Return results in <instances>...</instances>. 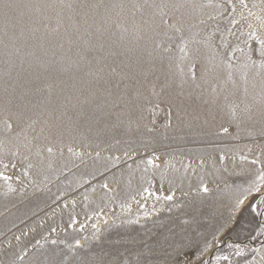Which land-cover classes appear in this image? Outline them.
Segmentation results:
<instances>
[{
    "label": "rangeland",
    "instance_id": "1",
    "mask_svg": "<svg viewBox=\"0 0 264 264\" xmlns=\"http://www.w3.org/2000/svg\"><path fill=\"white\" fill-rule=\"evenodd\" d=\"M124 2L128 4L129 0H124ZM200 2L206 5L208 0H200ZM213 2L215 3L217 0H213ZM65 3H71L72 8L58 7L60 16L63 14V11L77 12V14L84 16L85 11L81 9L78 0H65ZM248 3L251 8L253 3L260 5L261 0H248ZM252 11L257 13V15L264 16L260 7L252 8ZM182 13H190L192 17L199 15L206 18L208 14L214 13V9L204 7L203 9L192 11L188 8H182L176 12V15L179 16ZM53 14H48L50 20L47 23L50 27L56 26L57 14ZM124 15L133 20L130 12L126 11ZM139 16L141 14L137 12L136 17L138 18ZM248 22L252 23L259 30V21L254 17H249ZM50 23L55 25H51ZM217 24H219L221 32L229 26L226 19L218 18L217 21H209L207 26L201 25L200 27L207 31L208 28L216 27ZM238 27L244 32L248 31L247 22L245 21H241ZM64 29V27H60L58 33H49L41 28V35L36 37V40H42L40 43L43 44L45 49L39 48L41 45L39 42L35 44L37 47L30 44V49L27 46L25 49H28V51L35 49L38 56L41 55L39 52H43L44 50L46 52V49L47 51L49 49V52L52 53H55V51H60L58 53L66 51L65 53H67L69 51L68 53L70 54L67 55L64 53L58 54L60 56L66 55L65 59L56 56L58 60L60 59L56 65L57 67L60 66L61 61H65L66 66H68L71 61L78 60L80 55L85 56L87 59L92 51L85 50V41H82L83 43L79 41L67 44L69 41L66 37H64L66 40L57 38V34L59 37L65 34L66 31H63ZM86 31L89 33H86ZM84 33L88 36L92 32L85 29ZM116 36L111 35V38L108 37L110 38L107 40L108 45L110 44L109 46L107 45L109 50L116 46H121L119 44L122 40L120 39V41L118 36ZM202 36L203 34L197 39H201ZM218 36L219 33L217 34ZM0 39H3V37H0ZM160 39L163 38L161 37ZM227 39L233 45L240 43V47H244L240 41L245 39V37H241L240 41H237L235 37H227ZM113 42L116 43L113 44ZM30 43H33V41ZM65 44L69 45V50L68 47H65ZM100 45L98 43V48ZM111 45L115 46L112 47ZM146 45L150 47L149 44H145L144 47ZM101 46L104 48L101 50H105L106 52V45ZM124 46H126L125 43L121 46L122 48L120 47V50L118 47L113 49L114 52L111 50L115 55L110 51L108 52L112 59V64H109L108 56L102 59L100 57H97L98 59L95 58V61L89 67L92 71L96 70L94 73L97 76L98 74H101V76L106 74L105 77H108L107 75L109 74L107 73L110 72V77L107 78L110 81H103L105 78L102 76L103 79L101 80V76H98L97 85L91 86L90 84L89 86L88 83H83L82 85L84 86L81 85L80 88H84L81 91L79 87L77 88L80 95H83V97L85 96L84 94L88 95L87 91H90V87H101L98 85L105 87L111 83L107 87L114 86L117 88V85H119L118 90L114 91L119 96L123 94L126 85L129 91L131 90V85V87H135V82L128 79V77H131L130 75H134L128 67L129 64L135 63L134 58L138 59L144 53L141 52L142 49L139 54V50H132L133 48L129 47L131 49L129 51L128 49H124ZM25 49L23 48V52H28ZM116 49L119 52L121 49L123 51L120 52L121 54H118ZM201 50L204 51L202 46ZM5 51L4 45L0 44V122L6 116H9L14 131L12 134L0 131V141L3 142V151L0 152V159L17 164L16 169L9 170V174L11 175L18 174L22 165L31 163L33 168L29 171L33 182L30 183L27 179L24 181V185L13 182V188L16 191H9L8 185L3 180H0V264H21L17 259L20 255H23V264H57L64 253L67 252L66 245L68 243L74 244L76 239L81 241L82 246L87 243V246L82 247L77 253V255L83 258L84 264H170L166 255V249L168 243L178 236H187L191 239L193 247L188 252V257L194 259L196 245H202L206 238L210 239L212 234L224 226L225 221L228 219L230 215L228 207L230 199L229 190L235 188L237 185H246V182L252 178L256 166L247 160H241L240 157L243 155L249 157V159L259 157L261 160H264V119L259 120L260 116L254 117L253 115L241 113L240 116L242 118H240L239 127H237V123L231 120L226 111L224 113L225 125L223 123H221L223 126L221 124L217 125L216 120H210L209 123L205 124L200 122L198 125V121H190L191 125L196 124V126H192L195 130L188 126L186 127V132L183 126L189 125V122L185 124V122L178 121L179 124H177L176 119L172 117L173 126L168 127L166 113L162 110V112L160 111L156 115L155 125L150 123L151 117L144 119V121L138 120L139 123H136L134 115L135 118L133 120L136 121V124L133 123V126L135 129L132 126L133 132L128 133V130L127 134H125V130V132L119 130L122 126H119L115 130V133L111 128H109L110 130L106 128V131H98L95 129L96 127L89 130L88 127L81 125L82 127L79 126L78 128L81 127L82 129L80 128L79 131H82L76 132L77 128L75 131H72L74 134L72 132L66 133L67 135L65 134L61 141L56 142L54 138L46 139L48 129H45L43 133L41 132L43 121L48 118L45 108L51 109L52 106L56 107L59 105L55 104L59 103V97L62 98L67 93H70L69 95L72 94V88L69 87L72 84L69 81L74 80V74H80L83 78L90 76H85L83 72L78 73L76 69H73L72 72L68 71L69 73L63 72L64 75L61 74L62 72L57 71L56 76L58 77V81L62 77H64L65 81H63L65 86L61 84L62 86L60 87L58 86L60 83L58 81L59 84L55 82L57 80L54 77L56 73H45L37 65H30L26 62L23 64L26 66L21 67L20 58L17 56L9 57L5 54ZM133 51H137V53L133 55ZM126 52H129V54H126ZM122 54L132 56L125 57L123 55L125 58L123 60ZM44 55L42 58L47 60V56L45 55V57ZM236 56L241 61L244 60L242 53L237 52ZM130 61L134 63H130ZM118 62L123 67L128 66L127 68L130 70L129 75H125L127 81L123 75V67H121L122 70L116 67L119 65ZM125 63L127 65H124ZM98 68H101L102 71L100 72L101 69L97 70ZM21 69L22 72H20ZM23 69L27 72L24 73ZM141 69H138L141 73L146 70V68ZM75 71L77 74L74 73ZM250 72L253 73L252 71ZM72 73L73 75H71ZM37 75L42 78L39 82L42 91L39 93L32 91V89L29 90V88H32ZM121 75L124 79H122ZM140 75L138 76L139 79L142 78V75L141 77ZM53 77L55 84L50 79ZM111 77H113L112 80ZM250 77L252 78L249 81L253 83V76ZM65 79H69V81L67 82ZM258 79H255V88L260 90V88L262 89V85L260 79ZM130 80L131 82L133 81V84H131ZM103 82H106L104 83L105 85H103ZM159 82L161 81L157 83ZM251 82L250 86H252ZM66 83L69 86H66L68 85ZM154 83L156 84L157 91H159L161 83ZM47 84L52 85L50 96L48 90L44 87ZM85 85H88L90 89H85ZM121 88L123 89L121 90ZM62 89H66V91ZM68 89H71V92H68ZM82 90L84 93H82ZM96 90H94L95 94ZM60 91L63 93H59ZM145 93L148 94L147 91ZM251 93L254 94L255 92L251 91ZM61 94L62 97L60 96ZM32 95L34 96L33 98ZM96 95L98 96V94ZM49 98L53 103L51 106L47 105ZM99 98H101V95ZM54 99L58 100L54 101ZM9 101H11L10 104L8 103ZM6 106L7 111L5 110ZM241 106L242 104H240ZM163 108L164 105L162 104L161 109ZM21 110H24L25 115L23 119L18 120L15 114ZM67 112L69 116L75 117V112L70 105ZM57 113L59 114L58 111L55 114L58 115ZM243 115H249V118L254 119L253 121L247 120L249 119L247 117L244 122L243 118L245 117ZM32 120H35L36 124L33 128H27V124ZM211 122H214V124ZM137 124L139 125L137 126ZM145 125L152 128L153 131L146 132L144 130L146 129ZM139 126H142L143 130L138 128ZM222 127H227L228 132L224 133L220 131ZM0 128H2V124H0ZM21 128H27L29 138L36 137V139L33 140L31 150L20 145L19 155L13 159L11 152L16 151L17 143L12 139V136L15 132L20 131ZM136 130H139L140 133ZM117 132L121 133L118 134ZM122 133L124 135H121ZM43 138L47 141H44ZM50 143L54 149H58L59 147H63L64 149L62 156L57 150L56 155L52 158V169L47 168L48 158L46 152H42L45 157L43 163L40 157L35 154L37 147L43 150L44 146ZM68 147H72L76 152L84 153L83 162H81L80 157L69 153L67 151ZM125 151H129L134 156V159L125 157ZM96 152L100 153L99 159L95 158ZM153 152L160 157V160L157 161L160 167L153 169L147 166L148 170L145 172L146 165L142 160L152 155ZM221 155L224 156L223 161L220 160ZM108 156H119L121 161L117 166L112 167L106 160ZM201 160L204 161L203 167L198 166ZM129 165H131L130 169ZM106 166L109 168L108 171H105ZM149 180L152 181L154 191H162L165 195L174 191V200L172 202H157L154 198L144 200L138 193L142 191L143 187L150 186L148 184ZM105 181L108 182L109 188L112 191H106L101 187V184ZM202 184L207 185L209 189L207 194L197 191ZM85 196H87V199H85ZM73 200H75V207L71 203ZM65 204L68 207H64ZM140 204H146V207L141 208ZM154 204L157 208L155 212L153 211ZM145 212L149 213L147 217L144 215ZM72 217H75L77 222L75 228L69 226ZM185 220L188 222L184 223ZM93 223L99 229L98 239L93 236ZM81 224L85 225L83 231H80L79 226ZM52 227L56 228V232H51ZM256 228L257 221L247 211L237 214L236 219L225 228L223 238L240 243L244 250L243 256H236L234 250L228 249L225 245L214 248L213 252L229 255L234 264H262V257H264V236H257L255 239H251L255 235ZM17 237H19V240L16 239ZM84 237L88 238L87 242L83 239ZM53 239L57 241L55 245L51 243ZM61 241L64 243H61ZM253 249H259V251H253ZM73 258L71 253L67 255V260H72ZM204 258H207V256ZM221 264H227V262L222 261Z\"/></svg>",
    "mask_w": 264,
    "mask_h": 264
},
{
    "label": "snow or ice",
    "instance_id": "2",
    "mask_svg": "<svg viewBox=\"0 0 264 264\" xmlns=\"http://www.w3.org/2000/svg\"><path fill=\"white\" fill-rule=\"evenodd\" d=\"M58 7L71 9L72 4H66L65 0H0V37H7V43L0 39V44H3L7 50L6 55L19 57L21 66L25 62L30 65L35 64L43 69L45 73L66 72L69 67H74L76 71L83 72L85 76L99 79L97 74L89 67L91 61L86 60L83 55H80L78 60L71 61L67 67L63 65L57 67L56 65L59 62L45 60L38 56L35 50L23 52L27 41L35 39L37 33L41 32V28L49 33L59 31L61 25L59 12L57 13L56 27H50L47 23L50 20L48 13ZM82 7L89 8L94 13L96 9L103 7L102 19L104 24L114 25L116 29L120 30L121 40H123L124 34L128 32V28L124 27L119 20L126 11L130 12L133 17L132 32L137 40H145L150 45L143 51L147 53L153 68L157 64L159 65V74L155 76V80L160 81L162 78L163 82L159 91H157L155 83H145L147 81L146 73H141L144 78L143 81L137 79L135 73L141 68L142 64L138 58L135 67L129 65L134 75L128 77V79L135 82V87H132L130 92L126 86L124 93L115 100L111 99L110 92L101 98H97L95 93L91 91L83 98L80 94L64 95L59 98L58 108H46L49 119L43 121V127L41 128L42 133L45 129H48L46 139L54 138L56 142H59L66 133L75 131L81 124L88 127L89 130L97 127L98 131H102L111 122V130L115 131L123 123L121 120L122 114H127L129 117L127 130H131L133 123L136 121L148 117H151L150 123L155 125L156 115L161 110L165 111L167 126L171 127L173 114H175L177 120H180L182 113L184 116L192 115V112L201 105L207 106L209 115H213L214 109L220 112L226 109L231 120L236 122L237 127H239L240 113L250 110V106L246 103L249 95L248 73L250 70L253 72L252 87L255 88L256 78L261 81L262 90L259 95L260 101L264 102V16L257 15L252 11V8L260 7L261 12L264 13V0H261L260 5L253 3L251 8L248 0H217L215 3L213 0H208L206 5L201 3L200 0H142V2L141 0H129L128 4L124 0H113L108 5L101 2L82 5ZM204 7L213 8L214 13L208 14L206 18L199 15L192 17L190 13L176 15V12L182 8L196 11ZM137 12L141 14L140 22L135 20ZM249 17H254L259 21V30L248 22ZM82 18L87 22V13ZM218 18L226 19L229 25L223 32H221L219 24L216 27L208 28L207 31L200 27L201 25L207 26L209 21H217ZM241 21L247 22V32L238 27ZM73 26L75 27V25ZM97 31H100L99 27ZM218 33L219 36L217 37ZM202 34V38L197 39ZM161 37L163 39H160ZM227 37H235L237 41H240L241 37H245L240 41L244 47H240V43L231 44ZM85 46V50H88L87 42H85ZM201 46L204 51L201 50ZM40 47L41 49L44 48L42 43ZM237 52L243 54V61L236 56ZM45 55H47L46 52ZM198 66L199 75L197 74ZM236 73H239L240 80L244 85L242 96H238L239 89L234 79ZM221 74H223V78H221ZM40 80L41 77L37 75L32 85V91L37 93L42 91ZM228 84H231L232 87L228 88ZM185 86L189 88V91L185 92ZM44 87L48 90L50 96L52 85L47 84ZM145 88H147V95L144 91ZM237 100H239V103ZM8 103L10 104L11 101ZM47 103H52L50 98ZM241 103H244L243 109L240 108ZM162 104L164 105L163 109H161ZM69 105L75 112V117L68 115ZM115 109L120 111L114 112ZM5 110L7 111V106ZM57 111L59 114L55 115ZM15 115L18 120L23 119L24 110ZM133 115H135L136 121L132 119ZM194 118L199 119V115H195ZM205 123H207L206 120ZM0 124H2L0 131L7 134L13 133V124L9 116H6ZM35 124L36 121L32 120L27 124V128H33ZM27 128H21L12 136V139L17 143L16 151L11 152L13 159L19 155L20 145L31 150L33 140L36 139V137L29 138ZM145 128L148 132L153 131L147 125H145ZM220 131L227 133L228 128L222 127ZM57 150L62 156L63 147L54 149L50 143L45 145L43 150L37 147L35 154L40 157L43 163L45 157L42 152H46L48 158L47 168L52 169V158L56 155ZM2 151L3 142L0 141V152ZM67 151L80 157L81 162H83L84 153L76 152L72 147H68ZM124 156L128 159H134L129 151H125ZM95 158H100L99 152L95 153ZM223 159L224 156L221 155L220 160L223 161ZM240 159L247 160L256 167L252 178L246 182V185H237L229 190L228 207L230 215L224 226L217 229L210 239L206 238L202 245H196L194 259L188 257V252L193 247L189 237L178 236L171 240L166 249L170 264H196V262L198 264H221L222 261L227 262V264H234L229 255L214 253L213 249L225 245L228 249L234 250L236 256H243L244 250L240 243L223 238L225 228L236 219L237 214L243 211H247L257 221L255 235L251 239L264 236V160L259 157L249 159V157L243 155ZM106 160L112 167H115L120 163L121 158L119 156H108ZM159 160L160 157L155 152L143 158L142 162L146 165L144 171L147 172V166L153 169L159 168L160 165L157 163ZM203 164L204 161L201 160L198 166L203 167ZM128 167L130 169L131 165ZM16 168L17 164L15 162L0 159V180L8 185L9 191H16L13 188V182L20 185H24L26 179L30 183L33 182L29 171L33 168L31 163L22 165L18 174H9L10 169ZM108 170L109 168L106 166L105 171ZM148 184L149 187H143L142 191L138 193L144 200L148 198H154L157 202H172L174 200V191L165 195L162 191L153 190L152 181L149 180ZM101 187L106 191H112L107 181L103 182ZM197 191L207 194L209 189L206 184H202ZM85 199H87V196H85ZM71 203L75 207V200ZM64 207H68V205L65 204ZM140 207L145 208L146 204H140ZM153 211H157L155 204L153 205ZM144 215L147 217L149 213L145 212ZM187 222V220L184 221V223ZM76 223L75 217H72L69 226L75 228ZM79 227L80 231H83L85 225L81 224ZM92 229L94 230L93 236L98 239L99 229L95 223L92 224ZM51 232H56V228L52 227ZM16 239L19 240V237ZM83 239L87 242L88 238L84 237ZM51 243L55 245L57 241L53 239ZM61 243L64 242L61 241ZM86 246L87 243L82 246L79 239H76L74 244L68 243L66 245L67 252L64 253L57 264H84L83 258L77 253L78 250ZM253 251H259V249H253ZM69 253L74 257L72 260H67ZM206 256L207 258H204ZM17 259L23 264V255L18 256ZM262 264H264V257H262Z\"/></svg>",
    "mask_w": 264,
    "mask_h": 264
},
{
    "label": "bare ground",
    "instance_id": "3",
    "mask_svg": "<svg viewBox=\"0 0 264 264\" xmlns=\"http://www.w3.org/2000/svg\"><path fill=\"white\" fill-rule=\"evenodd\" d=\"M79 1V4L81 5V9L83 10V11H85L84 13H87V22H85V20L82 18L83 16H81V15H79V14H77V12H71V11H63L62 13V17L60 16V20H61V25H60V27H64L65 29L63 30V31H66L65 32V34H62L61 35V37H59V35L57 34L56 36H57V38L58 39H64V37H66L67 38V40L68 41H70L71 40V44L72 43H74V42H81V43H83L84 41L85 42H87L88 43V46H89V48H88V50L91 52V55L86 59V60H88V61H91V64L95 61V58L96 59H98L97 57H100L101 59L102 58H106L107 56L109 57V60H108V62H110L109 64H112L111 63V61H112V59L110 58V56H109V51L110 52H112L111 50H113V49H115L116 47H118L119 48V50H120V47L125 43V45L126 46H124L123 48L124 49H130L129 47H131V48H133L132 50H135V49H137V50H139L138 51V53L141 51V49H142V51L141 52H143L144 53V55L143 54H141V57H140V55H139V59L141 60V62H142V64H141V68H146V70H144V72L143 73H146L147 74V81L145 82V83H147V84H150L151 82L152 83H154V82H158V81H156L155 80V76L156 75H158L159 74V65L157 64L154 68L152 67V64L149 62V58H148V56H147V53L145 52V51H143L146 47H148L147 45H146V47H144V45L145 44H147V42L145 41V40H137L136 38H135V36H134V34H133V32H132V23H133V20H130L129 18H127V16L126 15H124V16H122L121 18H120V20H119V22L120 23H122L123 25H124V27H126V28H128V32L126 33V34H124V38H123V40L121 41L120 39H121V32H120V30H118V29H116L115 28V26L114 25H105L104 24V22H103V19H102V17H103V14H104V9H103V7H101V8H99V9H96L95 10V13L93 12V10H91V9H89V8H84V7H82V5H89V4H92V3H103L104 5H108L110 2H113V0H78ZM59 12V10H58V8H56L55 10H52V11H50L49 13H54V14H57ZM48 13V14H49ZM53 14V15H54ZM140 19H141V16H139L138 18L137 17H135V20H136V22H140ZM51 22V21H50ZM54 22V21H53ZM51 24V23H50ZM53 24V23H52ZM51 24V25H52ZM53 25H55V24H53ZM73 25H75V27L73 26ZM54 27H56V26H54ZM99 27V29H100V31L98 32L97 31V28ZM77 29H79V31H77ZM89 30V31H91L92 33L91 34H89L88 36L84 33V30ZM116 30V31H115ZM43 33V32H42ZM58 33V32H57ZM63 33V32H62ZM86 33H89V32H87L86 31ZM38 35L36 36V37H39L41 34L40 33H37ZM111 35H117L118 36V39L121 41V42H123L122 44H121V42H120V44L119 45H121V46H116L115 48H112L111 50H109L108 49V46L110 45H108V43H107V40H109L111 37ZM125 35H127V36H125ZM116 36V37H117ZM108 37H110V38H108ZM120 37V38H119ZM70 39V40H69ZM64 40H66V39H64ZM3 41H4V43H7V37H3ZM33 41V43H30V42H32ZM42 41V40H41ZM41 41H39L38 39L36 40V38L35 39H29L28 41H27V43H26V45L24 46V49L26 48V46L30 49V44H32V46L34 45V47H37V45H35L37 42H41ZM68 41H65V42H68ZM83 41V42H82ZM64 42V43H65ZM117 43H118V41H116ZM116 42H113V44L114 43H116ZM54 43H56V41H54ZM53 43V44H54ZM95 43H96V46H95ZM98 43L99 44H101V45H106V47L105 48H107L106 49V52H105V50H101L103 47H101L100 48V46H99V48H98ZM104 43H107V44H104ZM41 44V43H40ZM67 44H70L69 42L67 43ZM85 44V43H84ZM66 45V44H65ZM108 45V46H107ZM39 46V45H38ZM112 47L113 46H115V45H111ZM128 46V47H127ZM65 47H68V50H69V45L67 46H65ZM85 47V46H84ZM127 47V48H126ZM39 48H41V47H39ZM38 48V49H39ZM111 48V47H110ZM122 48V47H121ZM45 49V48H44ZM66 49V48H65ZM104 49V48H103ZM25 50H27L28 51V49H25ZM24 50V51H25ZM32 50V49H31ZM31 50H29V51H31ZM35 50V49H34ZM43 50V49H42ZM61 50V49H60ZM63 50H64V48H63ZM118 49H116V51H117ZM131 50V49H130ZM129 50V51H130ZM7 51V50H6ZM6 51H5V54H6ZM45 51V50H44ZM39 52V53H41V57L45 54V52ZM50 50L48 49V51H47V49H46V53H47V60H49V61H55V62H58L59 60H58V58H60L61 57V59L63 58V59H65V57H66V55L67 54H70V53H68L69 51H67V53H65L66 51H64V52H61V53H58V52H60V51H58V52H56L55 51V53H52V52H49ZM115 51V52H116ZM121 51H123L122 49H121ZM120 51V52H121ZM36 52V51H35ZM38 52V51H37ZM103 52V53H102ZM113 52H114V50H113ZM112 52V53H113ZM118 52V54L120 53L119 51H117ZM134 53H133V55L135 54V53H137V51H133ZM62 53H64V54H66V55H58V54H62ZM123 53V52H122ZM111 54V53H110ZM121 54V53H120ZM126 54H129V52H126ZM140 54V53H139ZM112 55V54H111ZM123 55L124 54H122V57H123ZM45 56V55H44ZM45 56V57H46ZM56 56L58 57V58H56ZM60 56V57H59ZM125 56V55H124ZM127 56H129V55H126L125 57H127ZM130 56H132V55H130ZM129 56V57H130ZM138 56V55H137ZM136 56V57H137ZM113 57V56H112ZM121 57V56H120ZM124 58V57H123ZM132 58V57H131ZM130 59V58H129ZM133 59V58H132ZM123 60H125V58L123 59ZM135 60V61H134ZM134 62H132V61H130V63H134V64H129V65H131V66H134L135 64H136V61H137V59H135L134 58ZM11 62H13V61H11ZM62 63L61 64H63V66H65V67H67L66 66V64H65V61H61ZM120 63H121V61H119ZM118 62V63H119ZM125 62H127V61H125ZM27 64H29L28 62H26ZM119 63V65L118 66H116V67H119L120 69H121V67H123V65H121ZM14 64V63H13ZM58 64V63H57ZM61 64H59L60 66H61ZM65 64V65H64ZM91 64L89 65V66H91ZM108 64V63H107ZM115 64V63H114ZM123 64V63H122ZM21 65V64H20ZM124 65H127V63H125ZM22 66H24V65H22ZM21 66V67H22ZM26 66V65H25ZM24 66V67H25ZM59 66V67H60ZM107 66V65H106ZM110 66V65H109ZM115 66V65H114ZM146 66V67H145ZM29 67H31V66H29ZM33 67H34V65L32 66V70H33ZM37 67V66H36ZM128 67V66H127ZM127 67H123V75H124V77H125V80L127 81V79H126V76L125 75H129V72H130V70L127 68ZM70 69L68 70V71H71L72 72V70L73 69H75L74 67H69ZM139 69V70H142V69ZM13 69H14V67H13ZM24 69H26V68H24ZM24 69H23V71H24ZM27 69H28V67H27ZM101 69V68H100ZM99 68L97 69V70H100ZM16 70V69H15ZM35 70V69H34ZM36 70H37V68H36ZM104 71H105V69H103ZM120 70V71H121ZM139 70H137V72L135 73L136 74V77L138 78V76L141 74V71H139ZM30 71H31V68H30ZM42 71H44V70H42ZM41 71V72H42ZM68 71H66V72H68ZM104 71H103V73H104ZM139 71V72H138ZM251 71V70H250ZM249 71V73H248V76H249V79L250 78H252V77H250V76H253V73H251ZM16 73H17V71H15ZM20 72H22V69H21V71ZM25 72H27V71H24V73ZM78 72V71H77ZM93 72H96V70H94ZM99 72V71H98ZM100 72H101V70H100ZM107 72V71H106ZM105 72V73H106ZM109 72V71H108ZM15 73V74H16ZM29 73V72H28ZM32 73V72H31ZM34 73V72H33ZM55 75H54V77H56L55 79H57L55 82L56 83H58L57 85L58 86H62L61 84H63L65 81H64V77H62V78H60V80L58 81V77L56 76L57 75V73L58 72H53ZM69 73V72H68ZM74 73H76V71L74 72ZM78 73H80V72H78ZM128 73V74H127ZM137 73H139L138 75H137ZM36 74V73H35ZM40 74V73H39ZM61 74H63V72L61 73ZM77 74V73H76ZM107 74H109L110 75V72L109 73H107ZM197 74L199 75V66L197 67ZM19 75V74H18ZM60 75V74H59ZM64 75V74H63ZM71 75H73V73L71 74ZM106 75V74H105ZM105 75L103 76L104 78H105V80H103V81H106V80H108V81H110L109 79H107V78H109L110 76L109 75H107L108 77H105ZM48 76V75H47ZM70 76V75H69ZM69 76H68V78H69ZM73 76H75V78H73L74 80H72V81H69V79H65L67 82L69 81V83L71 82V86H69V84L68 83H66V84H68V85H66V86H69L70 88H72V92L69 90H67L68 92H71L72 94L71 95H76L75 93H80V92H78L77 91V88L79 87H81V85L83 84V83H88V85L90 86V84H91V86L92 85H97V79L96 78H94V77H86V78H83L80 74H77V75H73ZM81 76V77H80ZM98 76L100 77L101 76V74H98ZM101 76V80L103 79V77ZM114 76V75H113ZM122 76V75H121ZM121 76H119V77H121ZM130 76H133V75H130ZM238 76H240L239 75V73H236L235 75H234V79L236 80V82H237V88L239 89V91H238V96H242V89H243V82L240 80V77H238ZM54 77L53 78H50L51 79V81L52 82H54L53 80H54ZM61 77V76H60ZM116 77V76H115ZM123 77V76H122ZM140 77H141V75H140ZM17 78H19V76H17ZM32 78H33V76H32ZM67 78V77H66ZM70 78H72V76H70ZM112 78L113 77H111V80H112ZM221 78H223V74H221ZM26 79V78H25ZM30 79V78H29ZM42 79V78H41ZM115 79V78H114ZM117 79V78H116ZM120 80H122L121 78H119ZM124 79V78H123ZM139 79V78H138ZM142 81L144 80V78H143V75H142V78H140ZM5 80H7V79H5ZM61 80H62V83H61ZM124 80V81H125ZM259 80V79H258ZM2 81H4V80H2ZM18 81H20V80H18ZM58 81V82H57ZM64 81V82H63ZM96 81V82H95ZM134 81V80H133ZM132 81V82H133ZM161 82H159V83H161L162 84V82H163V79L161 78V80H160ZM22 82V81H21ZM55 82H54V84H55ZM100 82V81H99ZM112 82V81H111ZM120 82H122V81H120ZM130 82H131V80H130ZM131 82V84H133ZM215 82V81H214ZM250 82L251 81H249V83H248V90H249V95H248V97H247V99H246V103L250 106V110L248 111V112H243L244 113V115H246V114H249V115H253L254 117L255 116H260L259 117V120L260 119H264V102H261L260 101V93H261V88H260V90L257 88H253L252 86H250L249 84H250ZM4 83H6V82H4ZM9 83H10V81H9ZM23 83V82H22ZM104 83H106V82H103V85H105ZM117 83H119V82H117ZM159 83H157V84H159ZM252 83V82H251ZM101 84H102V82H101ZM112 84V83H111ZM111 84H107V86L108 85H111ZM125 84V83H124ZM160 84V85H161ZM5 85H7V83L5 84ZM8 85H11V84H8ZM25 85V84H24ZM86 86V87H88V88H86L85 87V89H90V91L91 90H93L92 92H94V90H96L97 92H96V94H98V96L100 97V95H101V97H102V95L103 96H105V95H107L109 92L111 93V99H113V100H115L119 95L118 94H116L114 91H117L118 90V88H119V85H117L118 87L116 88V87H107V86H105V87H107V88H105L104 86H102V85H98V86H101V87H97L96 86V88H94V87H90L89 88V86ZM128 85H130V84H128ZM135 85V84H134ZM133 85V86H134ZM63 86H65L64 84H63ZM82 86H84V85H82ZM127 86V85H126ZM132 86V85H131ZM130 86V88H132ZM227 87L228 88H231L232 87V85L231 84H228L227 85ZM255 87H256V84H255ZM28 88V87H27ZM82 88H84V87H82ZM82 88H80V91H81V89ZM92 88H94V89H92ZM105 88V89H104ZM23 89V88H22ZM32 88H29V90H31ZM123 88H121V90H122ZM146 90H145V92L147 91V88H145ZM63 91L65 90L66 91V89H62ZM84 90V89H83ZM82 90V91H83ZM254 91L255 93L253 94V93H251V91ZM27 91V90H26ZM125 91V90H124ZM187 91H189V88L187 87V86H185V92H187ZM123 92V91H122ZM130 92V91H129ZM59 93H63L62 91H60ZM82 93H84V91L82 92ZM86 93V92H85ZM87 93H89L88 91H87ZM95 93V92H94ZM119 93V92H118ZM124 93V92H123ZM64 94H66V93H64ZM70 94V93H69ZM68 93H67V95H69ZM95 94V95H96ZM146 95H147V93H145ZM52 95H54V94H52ZM51 95V96H52ZM85 96L87 95V94H84ZM25 96H27V95H25ZM55 96V95H54ZM61 97H62V94L60 95ZM82 96V98H83V95H81ZM97 95H96V97H98ZM34 96L32 95V98H33ZM55 97H57V96H55ZM59 97V96H58ZM98 97V98H99ZM60 98V97H59ZM26 99V98H25ZM36 100V99H35ZM56 100H58V99H56ZM55 99H54V101H56ZM237 102L239 103V100H237ZM46 103V102H45ZM44 103V104H45ZM51 104H53V103H51ZM51 104H47V105H50L51 106ZM55 104H59V103H55ZM242 104V106L240 107L241 109H243L244 108V103H241ZM46 105V106H47ZM45 106V107H46ZM55 106V105H54ZM58 106V105H57ZM56 106V107H57ZM49 107V106H48ZM53 107V106H52ZM51 107V108H52ZM46 109V108H45ZM114 112H119L120 110L119 109H115V110H113ZM190 111H192L191 109H190ZM227 110L225 109L223 112H220L219 110H216V109H214L213 110V115H209L208 114V112H207V106H203V105H201L199 108H196L195 109V111L194 112H192V115H189V116H184L183 115V113L181 114V119L180 120H177L176 119V116H175V114H173V118H175L176 120L175 121H177V124H179L178 123V121H182V123H184L185 122V124L186 123H188L189 122V125H184L183 126V128H184V130L186 131L187 129H186V127H188V126H190V128H192L193 129V127L192 126H196V124H195V122H193L195 125H191V122L190 121H198L197 122V125H198V123H204L205 124V120L207 121V123H209V121L210 120H213V121H215L216 120V122H217V125L219 124H221V123H223L224 125L226 124V122H225V118H224V113L226 112ZM160 112V111H159ZM161 112H162V110H161ZM242 113V114H243ZM58 114V113H57ZM72 114V113H71ZM160 114V113H159ZM158 114V115H159ZM163 114H165V113H163ZM199 115V119H195L194 118V116L195 115ZM56 115V114H55ZM69 115V114H68ZM240 115H241V113H240ZM243 115V117H245V118H243L244 119V122L246 121V119H247V117L249 118V115L248 116H244ZM162 116V115H161ZM165 116V115H164ZM47 117V116H46ZM230 117V116H229ZM228 117V118H229ZM135 117H134V115L132 116V119H134ZM240 118H242L241 116H240ZM258 118V117H257ZM48 119V118H47ZM128 119H129V117H128V115L127 114H122L121 115V120L123 121V123H121L120 124V126H122L119 130L120 131H123V132H125V134H127V128H126V126H127V122H128ZM243 119H242V121H243ZM253 119L254 118H249V119H247V120H251V121H253ZM256 119V118H255ZM42 120H45V119H42ZM136 120V119H135ZM134 120V121H135ZM241 120V119H240ZM258 120V119H257ZM140 121V120H139ZM139 121H137L136 123H139ZM142 121H144V120H142ZM225 122V123H224ZM250 122V121H249ZM136 123H134V124H136ZM141 123V122H140ZM149 123V122H148ZM182 123H180V124H182ZM212 123V122H211ZM210 123V124H211ZM143 124V123H142ZM141 124V125H142ZM177 124H175V125H177ZM201 124V125H202ZM212 124H214V122L212 123ZM211 124V125H212ZM81 125H83V124H81ZM139 125V124H138ZM149 125V124H148ZM222 125V124H221ZM248 125V124H247ZM133 126V125H132ZM173 126V125H172ZM210 126V125H209ZM216 126V125H215ZM223 126V125H222ZM249 126V125H248ZM82 127V126H81ZM80 127V128H81ZM83 127H85V126H83ZM217 127V126H216ZM80 128H78V130L76 131V132H80V131H82V130H80L79 131V129ZM109 128H111V122L108 124V127H107V129H109ZM133 128H134V126H133ZM138 128H141L142 129V126H139ZM197 128V127H196ZM212 128V127H211ZM215 128V127H214ZM219 128H220V126H219ZM82 129V128H81ZM95 129H97V127L95 128ZM135 129V128H134ZM133 129V130H134ZM169 129V128H168ZM178 129V128H177ZM176 129V130H177ZM216 129V128H215ZM214 129V130H215ZM218 129V128H217ZM110 130V129H109ZM125 130V131H124ZM143 130V129H142ZM146 132H147V129H144ZM179 130V129H178ZM177 130V131H178ZM191 130V129H190ZM193 130H195V129H193ZM201 130H204V129H201ZM48 131V130H47ZM46 131V132H47ZM103 131V130H102ZM106 131V130H105ZM132 131V127H131V130H129V132L128 133H130ZM137 132H139V130H136ZM141 131V130H140ZM169 131V130H168ZM175 131V130H174ZM180 132H181V130H179ZM184 131V132H185ZM108 132V131H107ZM133 132V131H132ZM155 132V131H154ZM171 132V131H170ZM182 132H183V130H182ZM187 132V131H186ZM188 132H191V131H188ZM193 133H195L194 131H192ZM246 132V131H245ZM244 132V133H245ZM71 133V132H70ZM115 133H116V131H115ZM118 134L119 133H121V132H117ZM140 133V132H139ZM169 133V132H168ZM178 133V132H177ZM176 133V134H177ZM204 133V132H203ZM45 134V133H44ZM47 134V133H46ZM72 134H74V132H72ZM75 134H77V133H75ZM144 134V133H143ZM170 134V133H169ZM197 134V133H196ZM48 135V134H47ZM46 135V136H47ZM67 135V134H66ZM121 135H124V133H122ZM198 135H202V134H198ZM198 135H196V136H198ZM71 136V135H70ZM115 136V135H114ZM72 137V136H71ZM127 137H130V136H127ZM69 138V137H68ZM44 139V138H43ZM44 141H47V140H45L44 139ZM27 149V148H26Z\"/></svg>",
    "mask_w": 264,
    "mask_h": 264
}]
</instances>
